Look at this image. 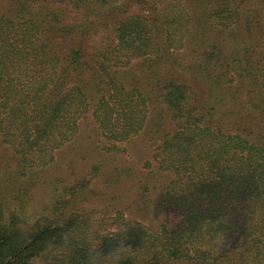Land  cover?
<instances>
[{"label":"trees","instance_id":"1","mask_svg":"<svg viewBox=\"0 0 264 264\" xmlns=\"http://www.w3.org/2000/svg\"><path fill=\"white\" fill-rule=\"evenodd\" d=\"M0 264H264V0H0Z\"/></svg>","mask_w":264,"mask_h":264},{"label":"rangeland","instance_id":"2","mask_svg":"<svg viewBox=\"0 0 264 264\" xmlns=\"http://www.w3.org/2000/svg\"><path fill=\"white\" fill-rule=\"evenodd\" d=\"M135 151H138V150L136 149ZM98 184H101V183L98 182L97 185H98ZM98 188H101V187L98 186ZM119 199L121 200V199H123V197H122V198H118V200H119ZM136 206H137V204H136V205L134 204V209H135V210H136Z\"/></svg>","mask_w":264,"mask_h":264}]
</instances>
